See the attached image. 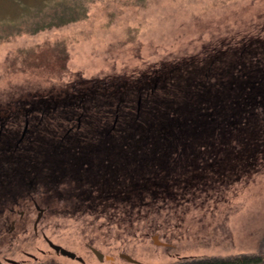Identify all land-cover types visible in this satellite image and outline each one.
<instances>
[{"label": "rangeland", "instance_id": "obj_1", "mask_svg": "<svg viewBox=\"0 0 264 264\" xmlns=\"http://www.w3.org/2000/svg\"><path fill=\"white\" fill-rule=\"evenodd\" d=\"M253 37L264 39V0H0V105L83 79L135 75L192 57L200 62L218 46ZM261 150L239 174L208 180L204 191L186 193L187 201L138 205L146 195L130 194L123 223L107 217L112 209L106 215L59 211L45 220L47 233L86 264H202L254 256L264 264ZM148 195L155 198L153 191ZM114 211L118 217L121 210ZM153 235L167 245L155 244ZM86 242L114 259L98 261ZM35 245L45 246L30 238L25 249L38 253Z\"/></svg>", "mask_w": 264, "mask_h": 264}, {"label": "trees", "instance_id": "obj_2", "mask_svg": "<svg viewBox=\"0 0 264 264\" xmlns=\"http://www.w3.org/2000/svg\"><path fill=\"white\" fill-rule=\"evenodd\" d=\"M222 46L200 57V62L192 57L135 75L83 79L11 102L60 104V117L44 118L37 125L36 153L54 151L50 147L57 146V134L86 147L90 142L77 137L93 138L97 148L93 167L121 171L117 180L103 182L110 193L123 191L128 197L144 193L138 205L154 206L163 198L187 201L185 194L195 186L206 189L208 180L229 179L263 152L264 39ZM78 115L81 132L75 130ZM72 123L74 130L67 133ZM108 135L118 138L120 149L106 143ZM150 191L155 198L147 196ZM203 262L257 264L259 258Z\"/></svg>", "mask_w": 264, "mask_h": 264}, {"label": "flooded vegetation", "instance_id": "obj_3", "mask_svg": "<svg viewBox=\"0 0 264 264\" xmlns=\"http://www.w3.org/2000/svg\"><path fill=\"white\" fill-rule=\"evenodd\" d=\"M61 112L60 104L55 101L39 105H20L15 101L0 105V264H40V259L47 255L48 258L41 264H56L53 255L86 264L83 255L47 233L48 224H45V220L53 212L106 215V211L112 209V215H108V218H118L122 223L126 219V192L112 194L103 183L117 180L121 171L93 167L97 150L93 138L77 137L83 143L90 142L91 146L86 147L76 145L69 139L64 140L63 135L57 134V146L50 147L54 151L36 153L38 137L35 131L39 121L44 118L53 119L56 114L57 119L62 115ZM76 118L78 120L75 130L81 132L79 115ZM69 122L71 123L67 121ZM71 130H74L73 123L67 133ZM117 139L108 135L106 143L112 149V144L116 143L115 148L118 149ZM119 142L125 144L122 140ZM119 146L121 147L120 144ZM119 153L124 155L123 152ZM229 153L232 157V151ZM195 187L188 193L196 192L197 189L205 190ZM157 201L163 203L175 200L167 201L163 198ZM114 209L121 210L118 217H115L117 214ZM21 235L24 238H20ZM30 238L45 246L35 245L38 253L25 249L30 244ZM20 245L24 247L17 251ZM53 245L74 253V257L63 254ZM85 247L98 261L114 259L113 255L104 253L91 242H86ZM94 249L101 256L98 257ZM118 255L120 257V253Z\"/></svg>", "mask_w": 264, "mask_h": 264}, {"label": "water", "instance_id": "obj_4", "mask_svg": "<svg viewBox=\"0 0 264 264\" xmlns=\"http://www.w3.org/2000/svg\"><path fill=\"white\" fill-rule=\"evenodd\" d=\"M152 240H153V242L155 243V244H159V245H167L166 243H164V242H162V241H160L159 239H158V235H153L152 236ZM54 246V248H56V249H60L61 250V252L63 253V254H66V255H68V256H70V257H74V253H72V252H70V251H68V250H65L64 248H61L60 246H55V245H53ZM94 252H95V254L99 257V256H101L100 255V253L96 250V249H94L93 250ZM120 257H122L123 259H125V260H127L128 262H131V263H139V261H137L135 258H133V257H131L129 254H127V253H120ZM101 259V258H100Z\"/></svg>", "mask_w": 264, "mask_h": 264}]
</instances>
